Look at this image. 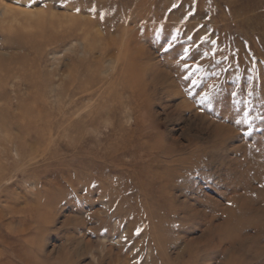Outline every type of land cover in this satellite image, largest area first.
<instances>
[{"label": "rangeland", "instance_id": "obj_1", "mask_svg": "<svg viewBox=\"0 0 264 264\" xmlns=\"http://www.w3.org/2000/svg\"><path fill=\"white\" fill-rule=\"evenodd\" d=\"M69 5L95 10L82 17L116 42L97 126L76 141L52 131L30 176L2 182L0 264H264V0H0L56 16ZM5 25L10 67L32 52L2 49ZM0 79V112L15 113L27 86Z\"/></svg>", "mask_w": 264, "mask_h": 264}, {"label": "bare ground", "instance_id": "obj_2", "mask_svg": "<svg viewBox=\"0 0 264 264\" xmlns=\"http://www.w3.org/2000/svg\"><path fill=\"white\" fill-rule=\"evenodd\" d=\"M53 6L46 7L49 10ZM69 8L72 14L59 16L41 12L35 14L6 6L0 10V21L6 24L3 31L8 33L1 48L8 53L10 50L32 52L31 55L26 52L29 57L14 60L15 66H0L5 77L21 79L28 91L18 98L15 113L0 112V128L5 129L4 140L0 138V185L18 176L17 170L20 168L24 169L18 173L24 178L29 177L31 172L27 170L28 164L44 159L43 148L50 139L58 143L61 135L65 136L67 131L73 136L70 140L73 138L76 141L82 138L85 126H97V119L90 109H93V105L99 106L96 93L107 81L99 75L100 59L110 47H116V42L106 35L99 37L92 31L99 22L97 17H82L84 14H94L95 10L71 5ZM99 41L100 46H97ZM48 50L51 51L52 59L58 56L62 60L55 69L46 72L40 68V63L42 55ZM113 58L114 55L109 59ZM61 74L66 78L61 85L62 92L56 91L54 102L48 106L44 99L52 93L50 88L53 79ZM2 85L0 79V89L4 88ZM15 88H18L16 83ZM104 95H109L108 88ZM85 101L87 103H83ZM84 107L87 112L78 116V111ZM13 128L17 132L11 134L9 131ZM59 130L63 132H60L59 138H52V131L55 134ZM29 140L34 145L29 147L26 144ZM5 142L14 145L16 159L10 154L11 145H5Z\"/></svg>", "mask_w": 264, "mask_h": 264}, {"label": "snow or ice", "instance_id": "obj_3", "mask_svg": "<svg viewBox=\"0 0 264 264\" xmlns=\"http://www.w3.org/2000/svg\"><path fill=\"white\" fill-rule=\"evenodd\" d=\"M233 95H235L234 93H233ZM205 99H207V97H205ZM246 122V121H245Z\"/></svg>", "mask_w": 264, "mask_h": 264}]
</instances>
